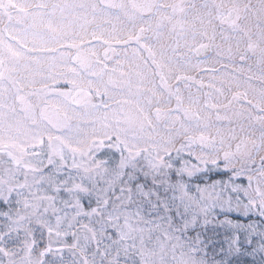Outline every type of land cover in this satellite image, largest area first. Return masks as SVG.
<instances>
[{
  "label": "snow or ice",
  "instance_id": "1",
  "mask_svg": "<svg viewBox=\"0 0 264 264\" xmlns=\"http://www.w3.org/2000/svg\"><path fill=\"white\" fill-rule=\"evenodd\" d=\"M0 264H264V0H0Z\"/></svg>",
  "mask_w": 264,
  "mask_h": 264
}]
</instances>
